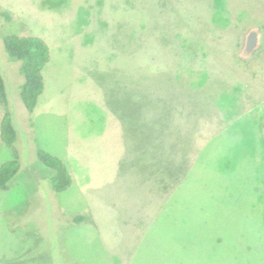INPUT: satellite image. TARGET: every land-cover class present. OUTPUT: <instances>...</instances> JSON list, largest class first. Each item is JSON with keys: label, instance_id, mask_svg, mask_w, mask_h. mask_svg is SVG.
Returning a JSON list of instances; mask_svg holds the SVG:
<instances>
[{"label": "rangeland", "instance_id": "374dc122", "mask_svg": "<svg viewBox=\"0 0 264 264\" xmlns=\"http://www.w3.org/2000/svg\"><path fill=\"white\" fill-rule=\"evenodd\" d=\"M8 34L49 50L32 114ZM0 73L20 164L0 221L25 247L8 264H264V0H0Z\"/></svg>", "mask_w": 264, "mask_h": 264}, {"label": "trees", "instance_id": "16d2710c", "mask_svg": "<svg viewBox=\"0 0 264 264\" xmlns=\"http://www.w3.org/2000/svg\"><path fill=\"white\" fill-rule=\"evenodd\" d=\"M8 18L7 14H4ZM3 47L12 61L19 62L22 82L19 84V97L31 113L42 93L44 84L42 70L49 61V50L45 42L36 36L8 34L1 37ZM0 104L4 112L0 121V140L10 150L11 158L0 164V190H7L19 170V156L14 143L17 132L13 125L12 112L8 105L4 79L0 73ZM37 159L53 171L50 185L55 192L65 191L71 185V176L63 161L43 149L36 148ZM81 220V218H79Z\"/></svg>", "mask_w": 264, "mask_h": 264}, {"label": "crops", "instance_id": "0c3cea01", "mask_svg": "<svg viewBox=\"0 0 264 264\" xmlns=\"http://www.w3.org/2000/svg\"><path fill=\"white\" fill-rule=\"evenodd\" d=\"M48 63V62H47ZM43 76V75H42ZM44 84V83H43ZM44 89V88H43ZM43 92V91H42ZM42 94V93H41ZM40 94V95H41ZM39 95V96H40ZM38 99H37V103L35 105V107L38 105ZM34 107V109H35ZM33 109V111H34ZM33 111L31 112V114L33 113ZM41 114L43 116L47 115V113H43V111H40ZM31 117V116H30ZM34 119H37V117H33L31 118V121H32V124H33V127H34V131H35V144L37 145V147L41 148V143H39L38 139H37V134L38 132L36 133V130L38 129V126L35 124V120ZM64 145H66V143L64 142L63 143ZM66 147V146H65ZM1 146H0V164H2L3 162L7 161L6 159L2 158V152L3 150H1ZM54 154V153H52ZM55 155V154H54ZM58 156H61L62 155L59 153L58 155H56V157ZM59 158V157H58ZM63 158V157H62ZM20 168V166H19ZM20 170H18L17 174L15 175L14 179L11 181V183L9 184V187L7 190H0V209L2 208L1 206H4V205H8V204H11L13 202V200L15 199V196H14V193L16 192V190L19 188L20 186V181L18 180V173H19ZM53 175V174H52ZM71 184H72V181H71ZM51 187V185H50ZM53 190V189H52ZM4 210V209H3ZM0 211L1 213L3 212ZM10 216V214H9ZM3 221L1 220L0 221V254L2 255V259L1 261L3 262L4 259H7L8 258V254L11 253V254H20L22 252H24V249L25 247L23 248V245L20 247V250L18 251V249L16 247H13L15 245H17L16 243L13 244L12 241L10 240L12 238V232L9 231L7 228H6V225L4 223H2ZM9 245L11 247H9ZM11 249V250H10ZM15 255H9V258L15 256ZM8 261V259H7ZM1 264H8V262L6 263H2Z\"/></svg>", "mask_w": 264, "mask_h": 264}, {"label": "water", "instance_id": "95a60500", "mask_svg": "<svg viewBox=\"0 0 264 264\" xmlns=\"http://www.w3.org/2000/svg\"><path fill=\"white\" fill-rule=\"evenodd\" d=\"M257 44V33L255 31H250L246 38L245 51L251 52Z\"/></svg>", "mask_w": 264, "mask_h": 264}]
</instances>
